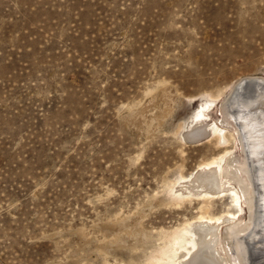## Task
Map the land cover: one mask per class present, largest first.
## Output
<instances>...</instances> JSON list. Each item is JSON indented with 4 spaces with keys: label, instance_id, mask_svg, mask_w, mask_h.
<instances>
[{
    "label": "rangeland",
    "instance_id": "obj_1",
    "mask_svg": "<svg viewBox=\"0 0 264 264\" xmlns=\"http://www.w3.org/2000/svg\"><path fill=\"white\" fill-rule=\"evenodd\" d=\"M245 76L264 0H0V264H179L206 218L247 219L192 184L241 154ZM202 106L224 131L190 140Z\"/></svg>",
    "mask_w": 264,
    "mask_h": 264
},
{
    "label": "bare ground",
    "instance_id": "obj_2",
    "mask_svg": "<svg viewBox=\"0 0 264 264\" xmlns=\"http://www.w3.org/2000/svg\"><path fill=\"white\" fill-rule=\"evenodd\" d=\"M205 109L202 106L193 113L192 126L185 135L188 139H200L210 129L224 131L216 121L207 120ZM221 109L220 122L222 126L231 122L241 154L228 157L223 165L222 159L211 162L192 184H199L206 193L231 190L233 197L245 204L247 219L232 215L206 218L193 230L195 236L180 254L179 264H264V78L238 79Z\"/></svg>",
    "mask_w": 264,
    "mask_h": 264
}]
</instances>
